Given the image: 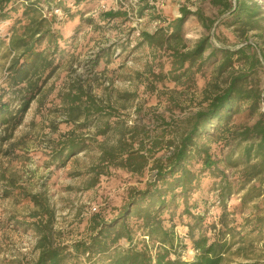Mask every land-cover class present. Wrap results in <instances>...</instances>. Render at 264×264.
<instances>
[{
	"label": "rangeland",
	"instance_id": "rangeland-1",
	"mask_svg": "<svg viewBox=\"0 0 264 264\" xmlns=\"http://www.w3.org/2000/svg\"><path fill=\"white\" fill-rule=\"evenodd\" d=\"M21 4L25 2L18 1V11L14 15H19L21 6L18 5ZM182 5L191 11L181 32L187 48L208 36L215 48L237 49L250 44L252 49L248 53L254 52L260 58V50L264 47V18L259 20L258 29L242 36L234 27L223 24L224 15H220L209 0H81L78 5L75 0H40L42 14L62 36L60 45L65 54L62 65L31 102L12 138L0 148V264H24L38 256V234L32 226L34 218H30L35 207L25 193L47 194L54 212L55 240L70 244L88 239L91 221L98 217L108 220L116 215L131 191L143 189L155 172L152 160L141 174L110 167L94 186L88 188L92 176L88 171L96 165V149L78 153L64 167L57 168L58 160H52L54 145L60 134L75 129L74 125L64 122L61 106V95L71 84L78 82L105 103L109 101L117 110V118L124 120L127 126L142 125L152 134L162 130L166 134L168 130H181L194 113L207 107L211 96L224 88L232 75L243 71L241 64L235 63L233 68L219 73L220 54L213 56L211 47L202 57L201 72L195 73L192 80L183 78L176 84L168 78H156L158 73L166 75L170 68L169 50L147 45L140 33H153L180 17ZM110 10L118 15L105 18L103 14ZM197 10L214 21L210 29L201 25L194 14ZM12 25V19L0 21V38L6 42ZM3 64H6L5 60L0 62V85L5 75ZM255 78L264 91V63L256 68ZM17 104L16 101L13 106ZM256 119L257 114H251L244 105L232 117L229 127L252 125ZM99 124L100 120L97 126ZM3 129L1 126V137L5 135ZM95 129L96 126L91 125L80 131L90 135ZM227 133L225 137L228 138L222 141H229L228 147L222 148L219 142H211L218 160L237 147L236 140ZM96 139L112 144L116 135L110 131ZM6 149L7 156L3 154ZM163 153L165 150L157 156ZM218 166L235 192L225 200V215L219 202L221 180L209 174L203 176L202 191L193 196L208 200L191 211L204 216L202 229L210 240L229 229L226 239L232 246L226 254V264H264V187L255 181L239 191L242 167H231L224 162ZM8 183L10 194L4 196L2 190ZM250 187L255 188L247 192ZM247 193L252 199L244 202ZM92 207L96 210L92 211ZM173 221L179 243L177 252L183 260L190 261L197 253L187 236L188 225H192L193 220L187 214L177 212ZM164 225L170 227L169 223ZM255 228L260 229L253 231ZM133 240L139 242L142 237L136 233ZM121 244L128 246L124 239ZM155 250L156 247L152 249L153 253Z\"/></svg>",
	"mask_w": 264,
	"mask_h": 264
},
{
	"label": "trees",
	"instance_id": "trees-1",
	"mask_svg": "<svg viewBox=\"0 0 264 264\" xmlns=\"http://www.w3.org/2000/svg\"><path fill=\"white\" fill-rule=\"evenodd\" d=\"M18 1L25 4L18 5L21 11L17 16L14 12L18 11ZM209 1L220 15H224L223 24L234 27L242 36L258 29L259 20L264 18V4L259 2L264 0ZM39 2L0 0V21L13 20L8 41L0 38V62L6 61L2 65L5 75L0 85V127L3 126L5 133L0 136V148L12 138L31 102L63 62L62 36L44 17ZM79 3L81 0H75V4ZM64 10L69 12V9ZM179 10L181 16L164 27L153 33H140L147 45L169 50L170 68L166 75L158 73L156 78H168L176 84L181 83L183 78L192 80L195 73L201 72L204 66L202 57L212 47L208 36L200 38L192 48L183 44L182 26L191 11L184 5ZM194 14L206 30L213 25L214 21L200 10ZM117 15L112 10L103 14L105 18ZM251 49L247 43L237 49L212 47L213 56L220 54L219 73L233 68L235 63H240L243 71L232 75L227 85L211 96L207 107L194 113L181 130H168L166 134L164 130L152 134L142 125L127 126L124 120L117 118V110L109 101L105 103L78 82L65 89L61 95L64 122L74 125L75 129L60 134L54 145L52 160H58L57 168L64 167L78 153L96 149V165L88 171L92 174L88 188L94 186L99 176L107 173L110 167L141 174L152 160L155 172L143 189L131 191L116 215L108 220L94 218L88 239L70 244L55 240L52 225L54 212L47 194L25 193L24 196L35 207L30 218H34L32 226L38 234L36 248L39 253L34 261L24 264H226V254L232 246L226 239L229 229L210 240L202 229L204 216L193 214L191 209L199 208L208 200L193 196L202 191L203 176L209 174L221 180L219 202L225 215V200L235 192L224 171L219 168L220 162L242 167L239 191L255 181L264 187V91L255 78L256 68L264 63V47L260 50L261 59L254 52L249 54ZM16 101L18 104L13 106ZM244 105L251 114H257V119L252 125L232 129L229 127L231 119ZM99 120L101 124L97 126ZM91 125L96 126L94 133L89 135L80 131ZM110 131L115 132L114 143L97 141L98 136H105ZM225 132L236 140L237 147L231 149L224 159L218 160L211 142H219L222 148L228 147L229 141H222L228 138ZM162 150L165 153L157 156ZM3 154L7 156L8 150ZM9 186V183L4 185V196L10 194ZM254 188L250 187L247 192ZM251 199L252 195L247 193L244 202ZM177 212L179 215L187 214L193 220V224L188 225L187 236L197 253L190 261L183 260L177 252L179 243L173 230ZM165 223H169L170 227H165ZM136 233L142 237L139 242L133 240ZM122 239L128 243L127 247L121 244ZM154 247L155 253L152 251Z\"/></svg>",
	"mask_w": 264,
	"mask_h": 264
},
{
	"label": "built area",
	"instance_id": "built-area-1",
	"mask_svg": "<svg viewBox=\"0 0 264 264\" xmlns=\"http://www.w3.org/2000/svg\"><path fill=\"white\" fill-rule=\"evenodd\" d=\"M96 210V208L95 207H92V211H95Z\"/></svg>",
	"mask_w": 264,
	"mask_h": 264
}]
</instances>
